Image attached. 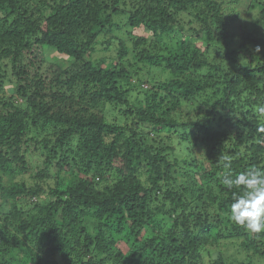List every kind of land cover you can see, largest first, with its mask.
<instances>
[{"label":"trees","instance_id":"16d2710c","mask_svg":"<svg viewBox=\"0 0 264 264\" xmlns=\"http://www.w3.org/2000/svg\"><path fill=\"white\" fill-rule=\"evenodd\" d=\"M206 257L264 264V0H0V264Z\"/></svg>","mask_w":264,"mask_h":264},{"label":"rangeland","instance_id":"374dc122","mask_svg":"<svg viewBox=\"0 0 264 264\" xmlns=\"http://www.w3.org/2000/svg\"><path fill=\"white\" fill-rule=\"evenodd\" d=\"M108 38L109 37H106V38L105 37H101V42H100V45L98 46V50L99 51L95 55V57H97V58H99L101 56L102 57H111V56L115 55V52H114L115 46H113L111 51H105L104 50V47H107V45H104L105 43L103 42V40H106ZM45 49H46L45 50L46 63L44 65L45 69L49 68V65H52V64H59V65L63 66V60H66L65 57L60 56L57 53V51H55L54 49H47V48H45ZM66 65H67V61H65V64H64L65 68H63V69L67 68ZM151 79H154V82H160V81L164 80L162 74L159 73V71H154L151 74ZM150 80H148V81L145 80L146 86L143 87L144 89H146V88L150 89L153 86V84L150 83ZM110 111H111V108L108 107L107 110H106V116H107L108 119L112 120V119H114V115L113 114H109ZM112 112H114V111H112ZM115 113L117 114V112H115ZM119 123H122V122L119 121ZM122 125H124V124H122ZM144 131L147 132V129L144 128ZM151 138H152V136H151ZM148 141L150 142L149 139H148ZM174 158L177 159L178 164H180V166H181V174H183V172L186 171V169H185V165H186L185 157L183 155H180V152L177 150V151H175ZM39 162H40L39 161V157L37 155H35L32 158L33 170L36 169V167L38 166ZM36 173L37 172L32 171V173H30V174H25V175H20V176L18 175V176H16V182L19 183V185H26V186H33V185H35L36 182L40 183L39 179H34V175ZM181 174H180V176H181L182 182L188 183L189 178L187 176H183ZM50 183H53V181H50ZM168 230H169V226H166L165 227V231H168ZM146 237H148V235ZM238 244H239V242H235V244H231L234 250L237 248ZM234 245H236V247ZM208 261H210V258L206 257L207 264H208ZM258 264H263V263H259L258 262Z\"/></svg>","mask_w":264,"mask_h":264},{"label":"bare ground","instance_id":"6f19581e","mask_svg":"<svg viewBox=\"0 0 264 264\" xmlns=\"http://www.w3.org/2000/svg\"><path fill=\"white\" fill-rule=\"evenodd\" d=\"M19 153V152H18Z\"/></svg>","mask_w":264,"mask_h":264}]
</instances>
